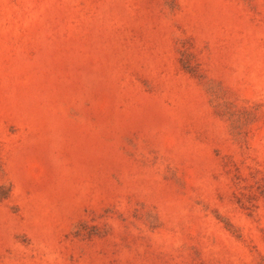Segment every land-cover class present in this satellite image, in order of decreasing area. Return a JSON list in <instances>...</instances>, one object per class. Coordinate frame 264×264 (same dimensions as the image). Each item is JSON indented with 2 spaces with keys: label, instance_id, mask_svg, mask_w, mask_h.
Listing matches in <instances>:
<instances>
[{
  "label": "rangeland",
  "instance_id": "374dc122",
  "mask_svg": "<svg viewBox=\"0 0 264 264\" xmlns=\"http://www.w3.org/2000/svg\"><path fill=\"white\" fill-rule=\"evenodd\" d=\"M0 264H264V0H0Z\"/></svg>",
  "mask_w": 264,
  "mask_h": 264
}]
</instances>
